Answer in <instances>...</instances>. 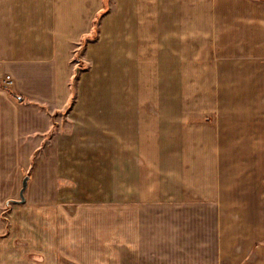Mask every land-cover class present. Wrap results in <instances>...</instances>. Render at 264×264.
<instances>
[{
  "label": "crops",
  "instance_id": "crops-1",
  "mask_svg": "<svg viewBox=\"0 0 264 264\" xmlns=\"http://www.w3.org/2000/svg\"><path fill=\"white\" fill-rule=\"evenodd\" d=\"M112 1L127 94L70 123L102 0H0V264H264V0Z\"/></svg>",
  "mask_w": 264,
  "mask_h": 264
},
{
  "label": "rangeland",
  "instance_id": "rangeland-1",
  "mask_svg": "<svg viewBox=\"0 0 264 264\" xmlns=\"http://www.w3.org/2000/svg\"><path fill=\"white\" fill-rule=\"evenodd\" d=\"M112 2V0H102L101 10L94 16L87 32L88 34L82 36L71 47V60L74 67L72 78L76 73L78 78L75 81L74 91L70 90L68 103L61 112L63 115L70 116V123L73 121L80 122V113L83 114V112H90L91 114L92 112H97V115L108 116V112L114 108L113 96L121 95L123 97L127 94L128 90H125V87H115L112 84V79L114 78L112 69L115 65L117 66L121 63L136 64L134 61L136 55L114 54L115 50H120V46L116 45L114 32L111 35V31H109L110 23L107 19L111 11ZM124 25L129 27L131 23ZM129 46L134 48L133 40L130 41ZM79 81L80 89L78 88ZM94 83L95 85H93ZM149 107H151L150 104ZM149 110L156 109L152 106ZM194 119L196 118L194 117ZM90 120L86 119V121ZM197 120L200 119L197 117ZM66 126L68 125H65V128ZM77 130L79 129H75L74 133H77ZM69 158L71 159L70 156ZM13 202L15 203V201L9 200L6 203V208L14 204Z\"/></svg>",
  "mask_w": 264,
  "mask_h": 264
},
{
  "label": "water",
  "instance_id": "water-1",
  "mask_svg": "<svg viewBox=\"0 0 264 264\" xmlns=\"http://www.w3.org/2000/svg\"><path fill=\"white\" fill-rule=\"evenodd\" d=\"M27 181H28V177H25L23 179V181H22V187H21V190H20V199H19L18 203H24V201H25L23 193L26 190Z\"/></svg>",
  "mask_w": 264,
  "mask_h": 264
},
{
  "label": "trees",
  "instance_id": "trees-1",
  "mask_svg": "<svg viewBox=\"0 0 264 264\" xmlns=\"http://www.w3.org/2000/svg\"><path fill=\"white\" fill-rule=\"evenodd\" d=\"M104 1V0H103ZM78 78V74L76 73L74 75V77L72 78V81H71V84H70V90L73 92L74 91V85H75V81L76 79ZM10 95L13 97V98H17L18 100H22V98L20 96H16L15 94H13L12 92H10ZM14 203V202H13Z\"/></svg>",
  "mask_w": 264,
  "mask_h": 264
},
{
  "label": "built area",
  "instance_id": "built-area-1",
  "mask_svg": "<svg viewBox=\"0 0 264 264\" xmlns=\"http://www.w3.org/2000/svg\"><path fill=\"white\" fill-rule=\"evenodd\" d=\"M9 83H11V82H9Z\"/></svg>",
  "mask_w": 264,
  "mask_h": 264
}]
</instances>
